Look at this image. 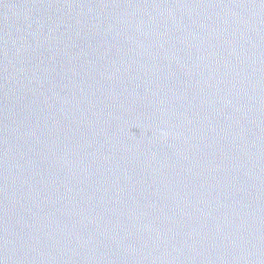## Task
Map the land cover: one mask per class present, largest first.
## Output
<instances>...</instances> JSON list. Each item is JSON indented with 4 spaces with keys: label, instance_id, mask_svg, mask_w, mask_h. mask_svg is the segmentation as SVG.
<instances>
[{
    "label": "water",
    "instance_id": "95a60500",
    "mask_svg": "<svg viewBox=\"0 0 264 264\" xmlns=\"http://www.w3.org/2000/svg\"><path fill=\"white\" fill-rule=\"evenodd\" d=\"M0 264H264V0H0Z\"/></svg>",
    "mask_w": 264,
    "mask_h": 264
}]
</instances>
